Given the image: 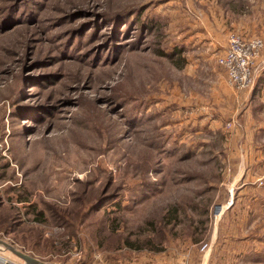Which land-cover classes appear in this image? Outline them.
Returning <instances> with one entry per match:
<instances>
[{
  "label": "rangeland",
  "instance_id": "1",
  "mask_svg": "<svg viewBox=\"0 0 264 264\" xmlns=\"http://www.w3.org/2000/svg\"><path fill=\"white\" fill-rule=\"evenodd\" d=\"M234 33L264 43V0H0V256L264 264V50L234 90Z\"/></svg>",
  "mask_w": 264,
  "mask_h": 264
},
{
  "label": "built area",
  "instance_id": "2",
  "mask_svg": "<svg viewBox=\"0 0 264 264\" xmlns=\"http://www.w3.org/2000/svg\"><path fill=\"white\" fill-rule=\"evenodd\" d=\"M264 50V43L258 37L244 39L237 33L231 34L227 47L216 57V64L223 68L229 84L235 90H246L254 83V72ZM3 255V254H1ZM19 264L9 262L0 256V264Z\"/></svg>",
  "mask_w": 264,
  "mask_h": 264
},
{
  "label": "water",
  "instance_id": "3",
  "mask_svg": "<svg viewBox=\"0 0 264 264\" xmlns=\"http://www.w3.org/2000/svg\"><path fill=\"white\" fill-rule=\"evenodd\" d=\"M9 251L16 256L17 258H20L25 264H45L34 257H29L25 255L23 252L14 250L12 247H9Z\"/></svg>",
  "mask_w": 264,
  "mask_h": 264
},
{
  "label": "crops",
  "instance_id": "4",
  "mask_svg": "<svg viewBox=\"0 0 264 264\" xmlns=\"http://www.w3.org/2000/svg\"><path fill=\"white\" fill-rule=\"evenodd\" d=\"M226 47H227V44H226V46H225V48H224V50L226 49ZM224 50L221 52V53H223L224 52ZM220 53V54H221ZM224 71V70H223ZM224 74H225V72H224ZM225 76H226V74H225ZM16 263V262H15Z\"/></svg>",
  "mask_w": 264,
  "mask_h": 264
}]
</instances>
